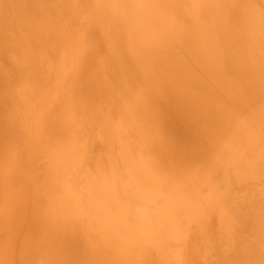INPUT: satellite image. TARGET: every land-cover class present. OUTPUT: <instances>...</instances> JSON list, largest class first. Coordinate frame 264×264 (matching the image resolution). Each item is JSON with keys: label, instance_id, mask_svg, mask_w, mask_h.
Listing matches in <instances>:
<instances>
[{"label": "rangeland", "instance_id": "rangeland-1", "mask_svg": "<svg viewBox=\"0 0 264 264\" xmlns=\"http://www.w3.org/2000/svg\"><path fill=\"white\" fill-rule=\"evenodd\" d=\"M184 1L0 0V264H94L100 253V264H126V250L129 264H264V0H201L192 14ZM179 18L220 54L203 41L197 58L200 29L179 46L196 29ZM189 47L202 68L187 55L189 68L172 63ZM173 69L221 88L207 81L208 98L184 100L202 80L175 84Z\"/></svg>", "mask_w": 264, "mask_h": 264}, {"label": "bare ground", "instance_id": "bare-ground-1", "mask_svg": "<svg viewBox=\"0 0 264 264\" xmlns=\"http://www.w3.org/2000/svg\"><path fill=\"white\" fill-rule=\"evenodd\" d=\"M166 1H167V2H168V1H169V2L173 1V2H174V0H171V1H170V0H166ZM178 1L180 2V0H178ZM181 1H182V0H181ZM183 1H184V0H183ZM186 1H187V0H186ZM188 1H189V4H188L187 8L190 7V12H191V14H192V12H195V11L199 10V8H200L199 3H200L201 0H188ZM208 1H210V0H207V2H206V0H205L206 4L209 3ZM175 3H177V5H178L177 0H175ZM181 3H182V2H181ZM181 3H179V4H181ZM183 3H186V2L184 1ZM183 3H182V4H183ZM207 5H208V4H207ZM175 6H176V5H175ZM181 6H183V5H181ZM184 6H185V5H184ZM182 9H183V8L181 7V10H182ZM257 9H258V8H257ZM183 10H184V9H183ZM213 10H214V8H213ZM253 10H254V7H253ZM184 11H185V10H184ZM185 12H186V11H185ZM190 12H188V14H189ZM262 12H263V11H262ZM254 13H255V12H254ZM257 13H258V12H257ZM152 14H153V13H152ZM188 14H187V15H188ZM194 14H197V13H194ZM260 14H261V13H260ZM141 16H143V15H139L138 19L141 20V18H142ZM144 16H145L146 18H148L146 15H144ZM163 16L165 17V15H160V18L162 17V20L165 21V19H163V18H164ZM174 16H176V15H174ZM189 16H190V15H189ZM198 16H199V15H198ZM198 16H197V17H198ZM155 17H157V16H154V18H155ZM190 17H191V16H190ZM194 17H195V15H194ZM194 17L192 16L193 19H195V20H197V22H199V19H197L196 17L194 18ZM257 17H258V15H257ZM158 18H159V17H158ZM158 18H157V19L155 18V20H156V21H159V23H160V20H161V19H158ZM175 18H176V20H177L178 17H175ZM198 18H199V17H198ZM262 18H263V17H262ZM144 19H145V18H144ZM170 19H171V18H170ZM179 19H182V21L186 22V24H188V23H192V21H194V22L192 23V25L195 24V28H196V26H198V24H199V23L196 24V23H195V20H193V19H192L191 22H188V21L183 20L184 18H179ZM263 19H264V18H263ZM263 19L260 20V21H263ZM152 20H153V19H152ZM162 20H161V22H162ZM168 20H169V18H168ZM143 21H145V20H143ZM143 21H142V22H143ZM156 21H152V22H154V24H155V23H157ZM164 21L161 23V26L158 25L159 23H158V24H155L156 26H155L154 24H152L153 26H155V27H154V28H155V31H156V29H157L158 26H159L160 28H161L163 25H164V27L167 26V25L163 24ZM169 21H170V20H169ZM169 21H168V22H169ZM136 22H137V21H134V23H136ZM148 22H151V21H149V19H148ZM184 22H183V23H184ZM263 23H264V22H263ZM139 24H140V21H139L138 25H139ZM166 24H167V23H166ZM254 24H255V23H254ZM256 24H257V23H256ZM141 25H142V24H140V26H141ZM143 25H144V24H143ZM152 25H151V27H152ZM188 25H189V24H188ZM182 26H183V24L181 25V28H182ZM172 27H173V26H172ZM172 27H170V28H172ZM183 27H185V25H184ZM190 27L192 28L191 30L189 29L188 26H186V28H185V29H186V32H185V30H184V31L182 30L183 33H184V34L182 33V35H185V33H186V35L188 36L189 32H191L190 35L195 34L194 36H197L196 33H198V30L200 29V30H199V36H198V38L194 37V40L197 39V40H195V41H197V42L193 41L194 43L192 42L193 44H191V41H190V40H193V39H190V40H189V38L192 37L193 35H192V36H189V37H187V36L185 35V37L188 38V39L185 38L186 40L183 38L182 35H180V36H182L181 39H183V40L180 39L181 41H183V45H180V43H179L178 45L184 47V46H185V42H184V41L189 40L190 43L187 42V43H186V44H187L186 47H187V46H190V44H191V47H192V45H194V47H192V50H194V49H195V51L198 50L196 53H200V55L198 54L199 57H197V56H196L197 54L195 55V51H190V50H191V47H189V48H190L189 50H188V49L184 50L183 48L178 49V51L181 50V51H179V53L175 52V51H176L175 49H172L170 52H168V56L170 55V53H172V52L174 53V52H175V54L177 55V59L174 58V60H173V58L171 59V58L169 57L170 60H171V62H172V60L174 61V62H172L174 65H178L180 59H183V57H184V59H185V57L188 56V58H191V59H190L191 61H190L189 59H187V58H186V59H187L188 61L191 62V65H190V63H188V64H189L190 68H193V67H192V64L195 62L194 60L196 59V58H195V59H193V58H194V57H197V58L199 59L200 56L202 55L201 58H200L201 61H202V60L204 59V58H203V57H204V56H203V55H204L203 53H206V52H204V50H203V52H201L203 48H202V46H200V45H204V43H206V45H208V44L210 43V44L208 45V47L210 48V45L213 44V43H212L211 41H209V40H208L209 43H208L207 40H205V39L201 41V39L199 38L200 36H202V32L200 33L201 28H199V29H198V28L194 29L193 26H190ZM253 27H255V26L253 25ZM145 28H146V29H145ZM160 28H159V29H160ZM165 28H166V27H165ZM165 28L163 29V27H162L161 33L159 32V29H157V32H158V33L156 32L157 36L159 35V37H160V36L162 35L163 31L165 32V34L163 33V36H161V37L164 38V37H165L164 35H169L168 33L166 34V31H168L169 28L167 27V30H165ZM173 28H174V27H173ZM181 28H180L179 30H181ZM141 29H142V28H141ZM152 29H153V28H152ZM182 29H183V28H182ZM188 29H189V30H188ZM193 29H194V30H193ZM257 29H258V28H257ZM138 30H140V29H138ZM138 30H137V31H138ZM170 30H171V29H170ZM174 30H176V29H174ZM174 30H173V31H174ZM140 31H143V34H146L147 37H148L149 35L151 36V33H152V31H154V30L151 31L150 28L147 29V26H143V30H140ZM155 31H154V32H155ZM173 31H172V32H173ZM188 31H189V32H188ZM196 31H197V32H196ZM170 32H171V31H170ZM175 32H177V31H175ZM138 33H141V32L138 31ZM180 33H181V31H180ZM160 34H161V35H160ZM170 34H172V33H170ZM200 34H201V35H200ZM170 36H171V35H170ZM172 36H173V35H172ZM212 36H213V35H212ZM143 37H144V35H143ZM152 37H153V36H152ZM173 37H174V36H173ZM155 38H156V36H155ZM178 38H180V37H178ZM192 38H193V37H192ZM144 39L149 40V38H145V37H144ZM153 39H154V37H153ZM198 39H200L199 41H201V44L198 42ZM202 39H203V38H202ZM147 40H145V42H144V44H145V45H144L145 48H148L147 45L150 46V44L146 43ZM155 40H156V39H155ZM155 40H154V41H155ZM143 41H144V40H143ZM150 41H151V40H150ZM154 41H152V42H154ZM157 41H158V42L155 41V42H156V44H155L156 47L159 46V43H160L159 40H157ZM168 41H169V40H168ZM170 41H171V40H170ZM170 41H169V42H170ZM172 41H173V43H171V44H173V45H172V48H173V46H174V47H177V46H178L177 43H178L179 41L176 42L175 39H173ZM174 41H175L176 43H175ZM203 41H204V43H203ZM205 41H206V42H205ZM157 43H158V44H157ZM167 43H168V42H167ZM197 43H198V45H197L198 47L195 45V44H197ZM207 43H208V44H207ZM146 44H147V45H146ZM160 44H162V42H161ZM171 44H170V45H171ZM174 44H176L177 46H175ZM181 44H182V43H181ZM162 45H163V44H162ZM254 45H255V42H254ZM153 46H154V44H153ZM153 46L149 47V48H151V49H149V50L146 49V50H148L149 52H151V51H156L157 48H153ZM164 46L167 47V45H164ZM179 46H178V48H179ZM195 46H196V48H195ZM199 46H200V52H199ZM204 46H205V45H204ZM213 46H214V45H212L211 48H210V49L208 50V52H207L209 55H211L213 51H214V52L216 51L215 47H213ZM206 47H207V46H206ZM206 47L204 48L205 51H206V49H208V48H206ZM162 48H163V46H162ZM162 48L160 47L159 49H162ZM197 48H198V49H197ZM213 48H214V49H213ZM153 49H154V50H153ZM159 49H158V50H159ZM168 49H169V48H168ZM211 49H213V51H212ZM158 50H157V51H158ZM169 50H170V49H169ZM182 50L185 51L184 53H186V51H190V53H193V52H194V54H190V53H189V54H188V53L184 54V53H182ZM241 50H242V49H241ZM160 51H161V50H160ZM210 51H212V52H210ZM219 51H220V50H217L216 53H217V52L219 53ZM248 51H250V49H249ZM214 52H213V53H214ZM246 52H247V48H246ZM151 53H152L151 55H150V53H149L150 56L153 55V52H151ZM158 53L160 54V52H158ZM158 53L156 52V58H158V56H159ZM241 53H242V51H241ZM250 53H251V51H250ZM154 54H155V53H154ZM157 54H158V56H157ZM219 54H220V53H219ZM184 55H185V56H184ZM186 55H187V56H186ZM190 55H191V57H189ZM241 55H242V54H241ZM247 55L249 56L250 54L247 53ZM168 56H167V57H168ZM219 56H220V55H218V57H217L216 60L219 59ZM162 57H163V55L161 54V57H160V58H161V61H162L163 59L169 61V58L167 59V57H165V56H164L163 58H162ZM171 57H173L172 54H171ZM174 57H175V56H174ZM192 57H193V58H192ZM252 57H253V56H252ZM252 57H251V58H252ZM165 58H166V59H165ZM220 58H221V57H220ZM248 58H250V56H249ZM251 58H250V60H251ZM209 59H210V58H209ZM221 59H222V58H221ZM221 59H220V60H221ZM175 60H176V62H177L178 60H179V61L176 63ZM161 61H159V62H161ZM181 61H182V60H181ZM188 61H187V62H188ZM193 61H194V62H193ZM205 61H206V60H205ZM209 61H210V60H209ZM212 61H213V60H212ZM252 61H253V59H252L250 62H252ZM154 62H155V64H156V62H157V64H158V61H156V59H155ZM171 62H170V63L168 62V63H169V66H170ZM185 62H186V61H185ZM185 62L183 61L181 64H179V65H178L179 68H180L182 65L186 66L187 63H185ZM196 62H197V60H196ZM196 62H195V63H196ZM219 62H220V61H219ZM166 63H167V62H166ZM183 63H185V64H183ZM195 63H194V64H195ZM197 63L199 64V62H197ZM205 63H206V62H205ZM208 63H209V62H208ZM214 63H215V62H214ZM216 63H217V62H216ZM221 63H222V62H221ZM159 64H160V63H159ZM164 64H165V62H164ZM194 64H193V66H194ZM198 64H195V65H196L197 67H199ZM210 64H211V63H210ZM252 64H254V66L256 65V64L253 63V62H252ZM162 65H163V63H162ZM171 65H172V64H171ZM199 65L201 66L202 63L199 64ZM222 65H223V64H222ZM187 66H188V65H187ZM189 66H188V68H189ZM196 66H194V68H195ZM213 66H214V65H213ZM217 66H218V65H217ZM157 67H158V66H157ZM165 67H168V65H167V66H163V68L160 67V68H158V69L161 70V68L164 69ZM172 67H173V66H172ZM197 67L195 68V70L198 69ZM202 67H203V66H201V68H202ZM257 67H258V66H257ZM174 68H175V66H174ZM179 68L176 67L175 69H179ZM181 68H182V67H181ZM201 68H199V69H201ZM213 68H215V66H214ZM218 68H219V67H218ZM222 68H223V67H222ZM167 69H169V67H168ZM171 69H172V68H171ZM171 69H169V70H171ZM211 69H212V68L209 69V72H211V71H210ZM180 70H181V69H180ZM188 70H190V69H187L186 71H188ZM195 70H193V71H195ZM207 70H208V69H207ZM207 70H206V71H207ZM216 70L219 71V69H216V68H215V69H213V71H215V73L212 72V74H214L215 76L212 75L211 73H209V72L207 71L210 75H212L213 80L217 79L219 76L222 75V72H220V71L217 72ZM255 70H257V69H255ZM164 71H165V70H164ZM176 71H177V70H174V69H173V71H171L172 74L169 73V74H171V76H170L171 78L174 77V76H172L173 74L177 73V79L175 78V80H174V81H175V84L177 83V80H179V77H180V75L178 76V74H180V73H179V72H176ZM190 71H191V70H190ZM260 71H261V70H260ZM165 72L168 73V70H166ZM174 72H175V73H174ZM182 72H184V74H182L183 76H185V74H186V78L188 77V78L190 79V77H189V73L187 74L185 71H182ZM216 72H217V73H216ZM163 73H164V72H162V74H163ZM167 73H164L163 75H167V76H168ZM191 73H192V71H191ZM191 73H190V74H191ZM203 73H204V72H203ZM218 73H220V74H218ZM257 73H258V72H257ZM257 73H256V74H257ZM259 73H260V72H259ZM261 73H262V72H261ZM263 73H264V72H263ZM162 74H161V75H162ZM204 74H205V73H204ZM200 75H202V74H200ZM257 75H258V74H257ZM183 76H182V77H183ZM217 76H218V77H217ZM182 77H180V78H182ZM195 77H196V76H194L192 79H194ZM198 77H200V76H198ZM202 77H203V75H202ZM204 77H206V75H205ZM204 77H203V78H204ZM212 77H211V78H212ZM216 77H217V78H216ZM222 77L225 78L224 76H222ZM222 77H221V78H222ZM226 77H227V76H226ZM186 78H185V79H186ZM188 78H187V79H188ZM207 78H208V77L205 78V79H206V82H207V81H208V82L210 81V82H209V84H210V83L212 82V80H210L209 78L207 79ZM252 78H253V77H252ZM163 79H164V78H163ZM172 79H174V78H172ZM187 79L184 80V79L182 78V81L184 80L185 82H187V81L189 80V79H188V80H187ZM192 79H190L189 81H190V82L192 81L194 84L196 83L195 80H198V79H194V81H193ZM200 80H202V79L200 78L198 81H200ZM203 80H204V79H203ZM203 80L201 81L202 84H200V82H198V84H195L196 87H193V86H192V87H193L192 90H194V92H193V91L191 92V94L193 95V96L191 95V97H193V98L189 97L188 93H187L186 95L184 94V95L182 96V94H181L180 92L182 91V93H184V90H183V89H182L181 91H179V92H176V93H175V96H176V94H178V95L181 94V95H180V96H181L180 98H183V97L185 96V97L183 98L184 100H186V98H187V101H189V100L192 99L191 101L193 102V101H194V98H195L194 95H195L196 93H198L199 90H200V92H201V93L199 92V95H201L202 93H204L203 90H205V87H206V89L209 88V86H208L209 84H208V83L206 84L205 81H204L205 84H203ZM219 80H220V78H219ZM227 80H229V79H227ZM189 81H188V82H189ZM217 81H218V80H217ZM221 81H223V79H221ZM229 81H230V80H229ZM232 81L234 82V80H232ZM257 81H259V80H257ZM162 82H163V83H165V82H168V83H169V81H165V82H164L163 80H162ZM179 82H181V80H180ZM218 82H219V81H218ZM262 82H263V81H262ZM221 83H222V82H221ZM221 83H219V84L216 85L215 87H216V88L218 87V89L221 88V87L219 86V85H221ZM229 83H230V82H229ZM229 83H228V84H229ZM257 83H258V82H257ZM166 84H167V83H166ZM172 84H173V83H172ZM175 84L170 85V83H169L168 86H170V88H172L173 86H175ZM215 84H216V83L213 81V83L210 84V85H213V88H215V87H214ZM233 84H234V83H233ZM233 84H232V82H231V85H230V86H232V87L235 86L236 88H238L237 85H236V82H235L234 85H233ZM199 85H201V86L203 85V86H204V89H203V88H200ZM225 85H227V84L225 83ZM255 85H256V84H255ZM261 85H263V84H261ZM203 86H202V87H203ZM257 86H258V85H257ZM197 87H199V88H197ZM173 88H175V87H173ZM189 88H190V87H189ZM201 89H203V90H201ZM209 89H210V88H209ZM260 89H262V88H260ZM263 89H264V88H263ZM179 90H180V89H179ZM195 90H197V92H196ZM241 90H243V89H241ZM261 91H263V90H261ZM262 93H263V92H262ZM221 94H222V93H221ZM233 94H234V93H233ZM235 94H236V93H235ZM187 95H188V96H187ZM203 95L206 97L205 94H203ZM203 95H201V96L203 97ZM224 96H225V95H224ZM237 96H238V95H237ZM243 96H245V95H243ZM188 97H189V98H188ZM178 98H179V97H178ZM200 98H201V97H200ZM206 98H208V96H207ZM241 98H242V96H241ZM203 99H205V98H203ZM244 99H245V98H244ZM205 100H207V99H205ZM214 100H215V99H214ZM233 101H234V99H233ZM147 102H148V100H147ZM200 102H201V101H200ZM204 102H205V101H204ZM206 102H207V101H206ZM214 102H215V101H214ZM218 102H219V100H218ZM236 102H238V101H236ZM196 103H197V102H196ZM208 103H209V102H208ZM220 103H221V102H220ZM232 103H234V107L240 108V107H238V105L240 106V104L236 105L237 103H235V102H232ZM239 103H240V102H239ZM147 104H148V103H147ZM243 104H244V103H243ZM245 104H246V102H245ZM138 105H139V104H138ZM138 105H137V106H138ZM224 105H225V104H224ZM235 105H236V106H235ZM202 106H203V105H202ZM207 106H208V105H207ZM244 106H245V107L241 106L242 109L246 108V105H244ZM138 107H139V112H142V117H146V116L144 115V111H142V107H140V106H138ZM228 107H229V106H228ZM136 108H137V107H136ZM145 108H146V105H145V107L143 108V110H145ZM134 109H135V107H134ZM140 109H141V110H140ZM217 109H218V108H217ZM228 109H229V108H228ZM234 109H235V108H234ZM249 109H250V108H249ZM147 110H150V111H151V109H147ZM147 110H146V111H147ZM232 110H233V109H232ZM189 111H190V110H189ZM219 111H220V110H219ZM234 111H235V110H234ZM216 112H217V111H216ZM228 112H230V111H228ZM239 112L241 113V111H239ZM239 112L237 111L238 115H239ZM150 113H151V112H150ZM150 113H148V114H150ZM218 113H219V112H218ZM145 114H147V113H145ZM201 114H202V113H201ZM211 114H213V113L211 112ZM255 114H257V113H255ZM131 115H135V114L133 113V114H131ZM131 115H130V118H131ZM136 115H138L137 112H136ZM202 115H203V114H202ZM206 115H207V114H206ZM140 116H141V114H140ZM140 116H139V117H140ZM155 116H156V115H155ZM208 116H209V115H208ZM236 116H237V115H236ZM11 117H12V116H11ZM15 117H16V116H15ZM132 117H133V118H136L135 116H132ZM142 117H140V118H141L140 120H144V119H142ZM148 117H149V115L147 116V119H148ZM201 117H202V116H201ZM215 117H216V116H215ZM248 118H249V117H248ZM131 119H132V118H131ZM216 119H217V118H216ZM228 119H230V117H229ZM228 119L226 118V120H228ZM235 119H236V118H235ZM132 120H133V119H132ZM137 120H138V119H137ZM205 120H206V119H205ZM214 120H215V119H214ZM221 120H222V119H221V117H220V120H218V121L220 122ZM8 121H10V120H8ZM138 121H139V120H138ZM145 121H147V120H145ZM168 121H169V120H168ZM230 121H231V120H228V122H225V124H226V123H229ZM241 121H242V120H241ZM250 121H251V120H250ZM132 123H133V121H132ZM135 123H137V122L135 121ZM139 123H140V122H139ZM221 123H222V122H221ZM237 123H238V122H237ZM243 123H244V121H242V124H243ZM251 123H252V121H251ZM258 123H259V122H258ZM203 124H204V123H203ZM203 124H202V125H203ZM214 124H215V123H214ZM242 124H240V122H239V124H238L239 127H240ZM253 124H254V122H253ZM198 125H199V124H198ZM227 125H230V124H227ZM243 125H245V124H243ZM243 125H242V126H243ZM121 126H122V125H120V124H119V127L116 126V127H117V130H116V131L114 130V131H115V132H118L119 129L121 128ZM139 126H140V125H139ZM142 126H145L144 123H143ZM230 126H231V125H230ZM122 127H124V126H122ZM135 127H136V126H135ZM184 127H185V126H184ZM202 127H203V126H202ZM202 127H201V125H200L199 128L202 129ZM228 127H229V126H228ZM231 127H232V126H231ZM231 127H230V128H231ZM252 127H253V126H252ZM180 128H181V127H180ZM123 129H124V128H123ZM136 129H138V127H137ZM140 129H143V127H141ZM203 129L206 130V129H208V128H205V127H204ZM227 129H228V128H227ZM146 130H147V129H146ZM146 130H145V131H146ZM185 130H186V129H185ZM211 130H212V129H211ZM236 130H237V129H236ZM122 131L125 133L126 130H122ZM122 131H121V129H120V131L118 132V134H119V133H120V134H123ZM206 131H207V130H206ZM206 131H205V133H208V132H209V129H208L207 132H206ZM213 131H214V130H213ZM216 131H217V130H216ZM230 131H231V130H230ZM141 132H142V131H141ZM183 132H184V131H183ZM0 133H1V132H0ZM186 133H187V132H186ZM244 133H245V132H244ZM118 134L116 133V135H118ZM120 134H119V135H120ZM143 134H144V133H143ZM146 134H147V133H146ZM172 134H174V133H170V135H169V133H166L165 135H166V136H170L169 138H171V141L173 140L172 142H176L175 139H174L175 137H174V135H172ZM215 134H216V133H215ZM226 134H227V133H226ZM229 134H230V133H229ZM255 134H256V133H255ZM205 135H206V134H205ZM242 135H243V133H242ZM257 135H258V134H257ZM1 136H2V135H1ZM175 136H177V135H175ZM208 136H210V135H208ZM216 136H217V135H216ZM225 136H226V135H225ZM116 137H119V136H116ZM173 137H174V138H173ZM255 137H256V136H255ZM4 138H5V137H4ZM119 138H120V137H119ZM208 138H209V137H208ZM236 138H237V137H236ZM252 138H254V137H252ZM258 138H259V135H258ZM237 139H238V138H237ZM245 139H246V138H245ZM259 139H260V140H259L260 142H261V140H262V141L264 140L263 138H262V139L259 138ZM229 140H230V139H229ZM254 140H255V141H254ZM254 140L252 139V141H254V142L258 141V140H256V139H254ZM208 141H209V140H208ZM210 141H211V140H210ZM120 142H121V141H120ZM183 142H184V141H183ZM248 142H250V141H248ZM254 142H253V143H254ZM260 142H259V143H260ZM166 143H167V141H166ZM261 143H262V142H261ZM5 144H6V143H5ZM181 144H182V143H181ZM188 144H189V142H188ZM192 144H193V143H192ZM195 144H196V143H195ZM209 144H210V143H209ZM222 144H223V143H222ZM242 144H243V143H242ZM182 145H183V144H182ZM182 145H181V146H178V147H180L179 149H182V148H183V150H184L183 153L186 152V151H185L186 149L189 150V148H190L191 146H193V145L189 144V145H191V146H189V145L185 146V145H184V147H182ZM197 145L199 146V144H197ZM262 145H264V143H263ZM217 146H219V145H217ZM186 147H187V148H186ZM215 147H216V146H215ZM198 148H199V147H198ZM220 148H221V147H220ZM229 148H230V146H229ZM229 148H227V149L229 150ZM232 149H233V148H232ZM176 150H178V149H176ZM213 150H214V148H213ZM181 151H182V150H181ZM233 151H234V149H233ZM248 151H249V150H248ZM221 152H222V151H221ZM223 152H224V149H223ZM231 152H232V151H231ZM231 152H230V153H231ZM160 153H161V152H160ZM177 153H178V152H177ZM225 153H226V150H225ZM234 153H235V152H232V154H230V155H233L231 158L234 157V155H235ZM19 154H20V153H19ZM171 154H172V153H171ZM178 154H179V153H178ZM183 155H185V153H184ZM248 155H249V154H248ZM123 156H124V155H123ZM127 156H130V155L128 154ZM127 156H126V157H127ZM177 156H178V155H177ZM177 156H176V159H177ZM180 156H181V155H180ZM180 156H179V157H180ZM223 156H224V155H223ZM227 156L229 157V153H228V154H225L224 157H226V159H227V158H228ZM124 157H125V156H124ZM183 157H184V156H183ZM185 157H186V156H185ZM173 158H174V157H173ZM184 159H185V158H184ZM127 160H129V158H127ZM178 160H179V159H178ZM220 160H221V158H220ZM44 161H45V160H44ZM182 161H183V160H182ZM221 161H222L223 164L226 163L225 160H223V158H222ZM221 161H220V162H221ZM179 163H180V162H179ZM185 165H190V163H189V164H185ZM168 167H169V166H168ZM179 167H180V166H179ZM186 167H187V166H186ZM183 168H184V167H183ZM209 168H210V167H209ZM181 169H182V168H181ZM227 170H228V169H227ZM182 172H183V170H182ZM187 172H188V171H187ZM218 172H219V171H218ZM177 174H179V173H177ZM171 175H172V174H171ZM181 175H182V174H181ZM183 175H184V174H183ZM183 175H182V176H183ZM217 175H218V174H217ZM220 175H221V174H220ZM237 175H238V174H237ZM177 176H179V175H177ZM212 177H213V176H212ZM221 177H222V176H221ZM214 178H215V177H214ZM217 181H218V180H217ZM193 182H194V181H193ZM226 182H227V181H226ZM241 182H242V181H241ZM212 183H213V182H212ZM243 183H244V182H243ZM171 185H172V184H171ZM236 185H237V184H236ZM239 185H240V184H239ZM172 186H173V185H172ZM204 186H205V185H204ZM218 186H219V185H218ZM168 187H169V186H168ZM224 187H225V186H224ZM169 189H170V188H169ZM225 189H226V188H225ZM171 190H172V189H171ZM241 190H242V189H241ZM261 193H262V192H261ZM176 195H177V194H176ZM238 195H240V194H238ZM259 196H260V195H259ZM189 197H190V196H189ZM235 197H236V196H235ZM252 197H253V196H252ZM182 198H183V197H182ZM260 198H262V197H260ZM260 198H259V199H260ZM260 200H261V199H260ZM105 201H107V203L109 202L108 199H106ZM240 202H241V201H240ZM240 202H239V203H240ZM245 203H246V202H245ZM247 204H248V203H247ZM262 204H263V202H262ZM243 205H244V204H243ZM251 205H252V204H251ZM9 206H10V204H9ZM233 206H234V205H233ZM249 206H250V205H249ZM259 206H260V204H259ZM261 206H262V205H261ZM261 206H260V207H261ZM238 207H239V206H238ZM252 207H253V206H252ZM232 208H233V207H232ZM242 208H243V206H242ZM249 208H250V207H248V209H247V212H248V213L251 212L252 209H253V208H251V210H249ZM258 208H259V207H258ZM230 209H231V208H230ZM242 210H244V209H242ZM261 210H262V209H261ZM247 212H246V214H247V215H250V214H248ZM7 213H8V212H7ZM237 213H238V212H237ZM235 216H237V215H235ZM253 216H254V215H253ZM256 216H257V215H256ZM258 216H259V217L261 216V217L259 218V219H260L259 221L262 223V222H263V221H262V218H263V220H264V217H263V216H264V213L261 214V215L259 214ZM22 217H23V216H22ZM256 218L258 219V217H256ZM19 219H20V218H19ZM257 219H256V220H257ZM20 221H21V220H20ZM236 221H237V219H236ZM240 221H241V220H240ZM248 221H249V220H248ZM259 221H258V222H259ZM18 222H19V220H18ZM258 222H257V223H258ZM251 223H252V222H251ZM248 224H249V223H248ZM19 225H20V224H19ZM67 226H68V225H67ZM255 226H256V224H255ZM10 227H11V226H10ZM207 227H208V226H207ZM244 227H245V226H244ZM258 227H260V226H258ZM262 227H263V226H262ZM246 229H247V228H246ZM71 230H72V229H71ZM69 231H70V230H69ZM73 231H74V230H72V232H71V231L68 232V233H70V234H69V237H70L71 239H73L72 237L75 235V232H76V231H74V233H73ZM218 231H219V230H218ZM243 231H244V230H243ZM202 232H203V231H202ZM241 232H242V231H241ZM149 233H150V232H149ZM205 234H206V233H205ZM70 235H71L72 237H71ZM243 236H244V235H243ZM243 236H242V237H243ZM260 236H261V235H260ZM199 237H200V236H199ZM211 239H212V238H211ZM219 239H220V238H219ZM75 240L77 241V238H75ZM75 240H74V241H75ZM76 241H75V242H76ZM220 241H221V239H220ZM76 243H77V242H76ZM78 243H79V242H78ZM78 243H77V245H78ZM102 243H103V242H102ZM201 243H202V242H201ZM244 243H245V242H244ZM246 244H247V243H246ZM77 245H76V247H77ZM239 245H241V244H239ZM255 245H256V244H255ZM9 246H10V245H9ZM102 246H104V245H102ZM217 246H218V245H217ZM252 246H253V245H252ZM96 247H98V246H96ZM208 248H209V247H208ZM8 249H9V248H8ZM104 249H106V250H105L103 253H105V252H107V251H109V250H110L109 253H113V254H115V252H116V248L113 247V246H111V247L108 246L107 248L104 246ZM107 249H108V250H107ZM124 249H126V248H124ZM6 250H7V249H6ZM233 250H234V248H233ZM233 250H232L231 252H233ZM8 251H9V250H8ZM102 251H103V250H102ZM241 251H243V250H241ZM241 251H240V252H241ZM249 252H250V251H249ZM249 252H247L248 255H249ZM96 253H97V252H96ZM96 253H95V254H96ZM119 253H120V252H119ZM122 253H123V255H122ZM122 253H121V256H122L121 259L127 261L126 264H129V263H128V261H129V259H128L129 251L126 250V252L123 251ZM245 253H246L245 251H244V252H241V254H243V255H245ZM253 253H254V252H252V251L250 252V257H253L254 259H253V258H251V259L255 260V256H254L255 253H254V254H253ZM262 253H263V252H262ZM98 254H99V253H98ZM105 254H106V253H105ZM130 254H131V253H130ZM147 254H149V253H147ZM232 254H233V253H232ZM251 254H253V255L251 256ZM259 254H260V253H259ZM100 255H101V253L99 254V256L94 255V258H92L91 261H95L94 264H100L101 261L99 262V260H98V261L96 262V260L98 259V257H100ZM134 255H135V254H134ZM246 255H247V254H246ZM109 256H110V255H109ZM111 256H112V255H111ZM114 256H116V254H115ZM114 256H112V258H113ZM137 256H138V255H137ZM149 256H150V255H149ZM116 257H117V256H116ZM119 257H120V256H119ZM130 257L132 258V256H130ZM247 257H248V256H247ZM258 257H259V256H258ZM131 258H130V259H131ZM172 258H174V257H172ZM244 258H245V257H244ZM248 258H249V257H248ZM0 259H1V258H0ZM2 259H3V258H2ZM5 259H6V257H5ZM115 259H116V258H115ZM118 259H119V258H118ZM141 259H142V258H141ZM176 259H177V258H176ZM176 259H175V260H176ZM256 259H257V258H256ZM119 260H120V259H119ZM159 260H160V259H159ZM161 260H162V259H161ZM3 261H4V259H3ZM117 261H118V260H117ZM171 261H172V260H171ZM198 261H199V260H197L196 262H198ZM227 261H228V260H227ZM231 261H232V260H231ZM0 262H1V261H0ZM98 262H99V263H98ZM115 262H116V261H115ZM129 262H130V261H129ZM160 262H161V261H160ZM190 262H191V261H190ZM228 262H229V261H228ZM106 263H108V262H106ZM112 263H113V261H112ZM199 263H200V262H199ZM257 263H258V262H257ZM113 264H114V263H113ZM130 264H132V262H131ZM133 264H134V263H133ZM235 264H236V263H235Z\"/></svg>", "mask_w": 264, "mask_h": 264}]
</instances>
